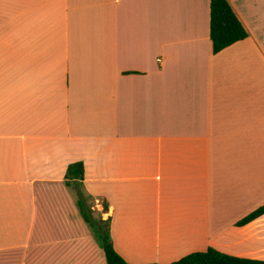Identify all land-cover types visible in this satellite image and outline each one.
<instances>
[{
    "label": "crops",
    "instance_id": "0c3cea01",
    "mask_svg": "<svg viewBox=\"0 0 264 264\" xmlns=\"http://www.w3.org/2000/svg\"><path fill=\"white\" fill-rule=\"evenodd\" d=\"M230 4L215 54L211 0H0V264H107L77 162L129 264L264 260V0Z\"/></svg>",
    "mask_w": 264,
    "mask_h": 264
},
{
    "label": "trees",
    "instance_id": "16d2710c",
    "mask_svg": "<svg viewBox=\"0 0 264 264\" xmlns=\"http://www.w3.org/2000/svg\"><path fill=\"white\" fill-rule=\"evenodd\" d=\"M210 8V37L215 54L249 37V32L232 8L230 0H211ZM84 178L85 166L82 162L69 165L66 179L69 183L73 182L77 185L79 210L97 242L104 250L107 264H129L114 248L110 233L111 220H104L102 217L95 216L94 210L88 202L92 197L84 189ZM103 206L104 210H108L106 202ZM263 215L264 205L237 222V225H247ZM170 264H264V260L231 256L210 247L206 251L189 254Z\"/></svg>",
    "mask_w": 264,
    "mask_h": 264
},
{
    "label": "rangeland",
    "instance_id": "374dc122",
    "mask_svg": "<svg viewBox=\"0 0 264 264\" xmlns=\"http://www.w3.org/2000/svg\"><path fill=\"white\" fill-rule=\"evenodd\" d=\"M89 204L93 207V210H94V214L96 217H100L101 216V210L103 209V207L101 208V210L99 211V203H101L103 205V202L100 201H96L95 199H90L89 201Z\"/></svg>",
    "mask_w": 264,
    "mask_h": 264
}]
</instances>
